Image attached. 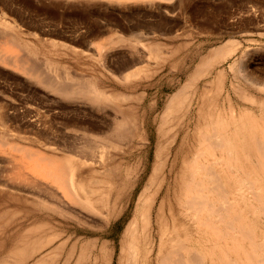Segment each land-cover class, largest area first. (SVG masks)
I'll use <instances>...</instances> for the list:
<instances>
[{
    "label": "bare ground",
    "instance_id": "bare-ground-1",
    "mask_svg": "<svg viewBox=\"0 0 264 264\" xmlns=\"http://www.w3.org/2000/svg\"><path fill=\"white\" fill-rule=\"evenodd\" d=\"M35 1L37 4L40 5L39 7L42 10L44 9L43 12L45 11L46 15L48 16L47 18H49L52 21L44 24L41 23L39 25L38 24L30 25L29 22H27L29 26H27L26 31L28 32L33 31V32H29L30 35L38 34L40 36L42 35V36L65 37L63 34L65 33L67 34L68 37V33L66 31L70 32L71 29L70 30L67 29L75 28L73 25L74 21L77 20L76 22L83 24V26L85 23V25L87 24L86 27H88V24H90V27L87 28L89 30L85 29L87 30L86 34L80 35L81 37L78 40L76 39L77 40L76 42L72 41V44H74V46H68L66 44H63V46L65 47L66 50H73L74 52H77L79 49L81 50L80 52H82L86 48L90 50V48L94 46L96 50L101 52L104 50L103 52H105L109 45H110L109 46L110 50L111 48L113 50V48L115 47L114 44L115 45L119 44L118 47L120 45L123 46L126 50L124 51L125 52L128 51L131 54L128 55L129 56L128 58H122V60H120L119 57L117 61L118 63H116L117 70L115 69L116 67L115 68L113 67V69L116 71L113 70L112 71L113 73L117 71L120 72V74H122V80L124 79L125 81H127L126 79H128L130 76L131 78L134 77L132 75H134V73L136 74L137 73L136 69L139 68V67L137 68V65L141 66L142 65L141 63L145 62V59H143L144 62L141 59V57L143 56L142 54H144L143 53L144 49H147L149 53L153 50L154 52L157 51V48L154 49V46H148L145 45L144 43H140V40L146 38L149 34L158 33V34L170 35L173 32H176L178 29L185 27L186 23L189 24L191 23L190 26H193V28L198 30L196 31L198 35L201 33H206L209 35H221L222 33L232 34V32L229 31V25L227 24V19L229 17H233L232 11L228 10L229 5L227 4L231 2L229 0H218L222 2L221 3L222 5H220L222 7L220 6L213 7L212 4L209 5L208 7L206 5L199 6L197 4L198 3L197 1L199 0H35ZM156 1L164 2V3L167 2V4L169 3L170 5L166 6L163 3L165 6L164 7L161 5L162 3L157 4ZM214 1L216 0H212L211 2ZM0 2L3 3L4 1L2 0ZM99 2L100 4L102 2H106V4L107 3L109 4V6L111 5L117 7V10L120 14V15L118 14L119 18H114L115 15L112 16L113 18L110 19L109 17L108 19L103 18L105 22L102 21L104 22L102 23L100 19L101 17H103L102 16L103 13L102 12L99 13L101 16L98 14L94 15L95 13H93L92 10L93 7L97 6ZM131 3H134L135 7L136 5H138L137 6L138 9L133 10L134 12L127 11V9L131 10L128 7L132 5ZM33 4H34L33 0L26 1V6L28 5L29 7L30 6L32 7ZM100 6L103 7V5ZM131 7L133 9L134 5H132ZM6 8L7 7H5V9ZM33 10L34 9H32V11ZM42 10L39 12H42ZM117 10H115L114 12H116ZM151 10L159 11V15L160 12H164L168 14L176 13L178 14V16L170 20L168 18L165 19L166 16L164 15V13H162L165 16L164 19H162L163 16L159 17V15H155L154 18L158 16L159 19L161 18L162 20H164L163 23L159 21V19H156L159 22L153 21L156 23H151L152 20H150V22H148L149 24L146 23L147 21L144 22L145 21L144 19H142V21L144 20L142 23H140V21L132 22V20H131L132 24L124 23L125 20L126 21L128 20V22L130 23V19L133 16H137L134 15L136 14V12L139 13L143 12L148 14ZM110 12L108 13L110 14ZM112 13L111 15H113ZM2 14L4 15V13ZM137 17H139V15ZM106 18H107V14H106ZM24 23L26 22L24 21ZM64 23L69 25L66 27L63 25ZM12 24L0 18V43H2V40L6 41L7 44H11V45L13 44L16 47L14 48L18 50L17 52L15 51L12 52L14 48L9 46L10 49L12 48V50L9 52L4 47L5 51L7 50L8 53H12V54L4 55L3 52H0L1 64H7L9 65V68L10 65H12L15 67L16 70L19 69L20 72H23L26 76H29L31 80L35 81L37 84L41 85L42 87L58 95V98L60 96L61 98L68 100V101L63 100L66 103V105L69 104L67 103L69 102V99L71 100L74 99L72 100V102H74L75 98L76 99L80 98L81 100L83 99L86 100V102L88 101L90 103L91 106L86 105V107H88L87 109H89V107L92 106L93 107L97 106L95 108H99V110L102 111L103 113L104 108L106 109V107L108 106L111 107L113 106L112 107L113 110L111 111L113 112L115 109L114 111L115 113L113 112L112 114L117 113L114 119H112L113 116L112 118L105 117L106 113H104L105 115L103 116L104 118H106L105 120L109 121V118H111L112 120L108 123V121L106 122L103 118V121L100 122L105 121L106 126L104 125V123L103 124L99 123L101 124V127L97 123V120L99 118L95 121L97 124L89 121L88 119H85L86 122L87 120L88 122H91V123L87 122L89 126V127L87 126L89 128V130L87 131L92 133L90 136L87 135L86 139L84 140L82 139L83 140L82 143L80 142L77 143L78 141L77 138L73 137L74 139L72 141L75 142H73L72 145L69 143L71 147L68 148V150L66 149V151H68L71 155L69 159L68 158L56 159V157L53 156L55 157L54 159L47 157L48 159H51L49 160V162L47 161L48 159L44 160L47 162V165L45 166H48L49 170L48 171L44 170L45 172L43 173L44 174L43 178L47 180V176H48V179L49 178L53 179L52 181L55 180V182L53 183H56L57 181L58 185L56 190L59 188L60 190L63 191V193L61 192L62 194L64 195L66 193L69 194V196H71V200L76 202V200L79 199V197L76 198L77 194H79L78 192L83 189V187L81 186L82 175L86 172V169L80 168L79 165L85 163L91 165L101 160L106 161L105 155L107 154H105L106 153L105 151H107V149L111 147H115L118 150V152L121 153L119 155H122V157L126 159L127 158L131 159L137 155L141 156L143 153L146 152V148L148 149V146H151L153 144L154 162L152 161L153 165L151 164L152 170H150L151 173L147 178V181L144 180V182L145 181L146 182L143 185L141 184L142 189L140 192H138L139 193L137 195L138 198L137 200H135L137 201V206L135 204L136 207H134L136 208L135 214L133 213L134 214L133 218L130 216L132 220H130V222H126L128 223L127 225L124 224L126 226L125 229H123V233L121 234L119 239L120 249H119V254L117 256V261H116L117 264H264V233L260 234L258 232L264 230V77H263L264 69H262L261 71L257 70L259 72L258 73L255 68H249L248 67L249 65H247L244 59L246 58L247 53L246 55L245 53H243L242 55H245V57L243 56L242 58H240V60H238V62L235 61L233 63L234 66L236 65L237 62L238 73L240 72L239 73L241 74L240 78L244 81V86L242 88V91L239 92L238 90H235L233 84H231V86L227 90L226 96L225 97L222 96L224 98V100L221 102L223 103L222 107L214 108V104L215 106H219L218 105L219 95H216L215 93L217 92V94H220V96L223 95V93L220 92V88H219L220 85L222 84L223 73L221 71L219 72L218 70L216 71L217 69L216 67L218 64L222 63V61H224L226 57L232 55L233 52L239 49V43L236 42L234 43L232 42V40H226L225 42H223V44H221V46L211 50L209 53H207L206 56L200 59L199 63L196 65L195 72L193 73V75H189L187 77L188 79L187 82L183 83V85L180 88H178L177 91L173 92L174 95L172 94V96L169 98L170 101L165 107L166 111L164 110V112L168 114L170 113L172 115V116L170 114H169L170 116L167 115L166 117L167 119L169 117H172V119L171 121L168 119L169 122L166 121L165 119V121L168 123L161 120L163 122L161 123L164 124L165 122V124L164 125L161 124V126L157 127L156 132L154 131L155 132L154 134H156L154 136L155 140L153 143H151L149 135L148 137H146L142 134L144 133V131L141 132L140 129L141 125L140 123H138L139 118L137 117L140 116L145 119L147 113H151V111L154 109L155 107L154 104L156 102L154 104L148 103V105L144 107L143 102L138 103L139 101L138 100L136 102L138 103V105L136 106L134 103L131 102L132 101L131 95L121 92L122 94H125L124 97L121 96L118 97L121 93L116 97L115 95H113L116 94L114 93V91L111 93L112 90H105L106 88L104 87H103L104 90H102L101 86L99 88L95 84L96 82H98V80L96 82L91 81L92 76L91 77L84 76L86 77V79H88L85 80L83 79L84 77L82 74L81 76L83 77L81 78L82 81H80V78L78 79L77 77H74L75 74L73 75V77L69 74L68 76L66 69H64L63 66L60 67L61 69L60 68L58 69L59 64H54L53 61L50 60H45V61L44 59L43 61L40 60L37 57L38 51L34 47L35 45L33 43L32 44L34 46L26 44L28 43V41L22 42L23 37L21 38V36L18 34V32L16 31V29L13 27ZM223 25H224V30H223L224 32H221L220 29L222 28ZM23 26H25V24ZM80 27L79 29H81ZM108 27H110V29L113 28L115 30L116 28H118V30L124 31L123 33H125V35L126 32L131 31V33L134 34V39L133 40L125 39L124 37L119 36V34H117L119 36L118 37L116 33H120V32H116L115 35L113 34L115 38L117 36L115 42L114 39H112L114 38L112 34H110L112 36L111 38L112 40L108 39L107 37V39L110 40V42L112 41L113 43L112 42L110 43L108 41L110 44L104 45L93 42L96 39L99 40V38L104 37L103 33H105L104 31H107L104 30V28L108 29ZM139 30L140 33H137ZM141 30H143V32ZM242 30L244 31V29ZM108 32H110L109 29ZM182 34L185 35V33ZM71 35L69 37L74 36ZM101 35L103 36L100 37ZM186 35H187L186 37L187 41L182 43L183 46H181L182 48L180 47V49L190 46L189 40L191 34L187 33ZM75 36L74 38H76ZM129 36H131V34ZM89 38L90 40L91 38L93 39L90 41ZM105 38L104 40L107 41V39ZM52 44L57 45V43H52ZM76 44L79 46H77ZM121 46L120 48H122ZM141 52L142 54H140ZM118 53H120V51ZM118 53H116V55ZM171 55L174 56V53H172ZM124 56H126V54ZM145 57L147 56L145 55ZM111 61L112 60H110V62ZM170 61L173 63L172 60ZM113 63L114 62H112V64ZM175 63L176 62H174L173 64ZM171 64L170 65L167 64V66H170L169 68H171L172 67ZM143 65L144 67H146L145 64ZM132 67H134V69L132 70H135L136 72L129 70L128 71L129 73L125 72L124 74V71L131 69ZM62 68L64 69V71L62 70ZM141 70H143V68H141ZM62 71L64 73H62ZM67 71L69 72V70ZM78 75L79 74H77L76 76ZM70 76L71 78H69ZM147 76L143 78H147ZM118 78L121 77H119L118 75ZM149 78H151V75ZM208 78L209 79L212 78V79H210V81L207 82L203 81ZM124 80L122 82H125ZM129 81L132 82L131 79ZM202 81L204 84L202 83ZM128 86H129L128 87L129 90V88L132 87L136 88L137 85L132 84L131 87L130 85ZM126 95L131 97L127 98ZM191 95L192 98L191 97L190 98L192 101L189 102V100H187L188 104L186 103V107H188L186 109L187 112L184 114L180 113L181 115L183 114L182 115L183 117L180 116L179 113L174 114L178 112L176 110L180 109L179 107L181 104L184 105L185 99L186 98L188 99V97ZM133 98L135 101L136 97ZM116 101H118L119 103L118 105H116L117 103ZM54 103L56 102L54 101ZM83 103L85 102L83 101ZM193 103L195 104L194 108H193L194 106ZM226 103L228 104L227 108H225ZM112 108H109V110ZM135 108L138 110L140 109V111L142 110V112L139 113L138 115L137 114L138 112L135 113L136 110ZM226 109H228L227 110L228 112H226ZM85 110L86 109H84V111ZM89 110L91 111V108ZM86 112H88V110ZM95 112L98 111H94V114H96ZM109 112L107 111V113ZM192 112L194 114V118L196 116V121L194 122L193 127L191 128L192 131L190 130L191 133H187L185 132L186 131L185 129L189 127V123L185 124L184 115L185 117H187L188 115L186 114H192ZM258 112H260L259 114L261 116V118L260 116L258 118L262 119V122H260V120L255 116L256 113ZM98 113L100 114V112ZM98 113L97 115H99ZM94 114L92 116L96 118V115ZM163 114H161V116ZM117 115H119L120 117H117ZM165 115L166 114L163 115L164 118ZM87 117L85 116V118ZM93 117H91L92 120L95 119V118L93 119ZM73 119H72L73 123L71 124L72 127L73 124L75 123ZM186 122H188L187 119ZM143 124H144V120H143ZM167 124L168 125L170 124L169 127ZM102 125H104L105 128H103ZM171 125L173 127H170ZM173 129L175 130L177 129V133H175L176 131ZM99 130H100V132H98L99 134L102 133L104 135L106 133L105 138L102 135L103 139H100V142L95 136H93V134H95ZM172 130L175 132L172 133ZM98 133L97 135H99ZM186 140L188 141V144L186 143ZM64 141L67 142V139ZM63 142L62 144L61 143L59 144L64 146L65 143L63 144ZM5 144H7V140L5 138V135L1 134L0 147L4 148ZM80 144L83 145L81 146ZM69 145L67 146L69 147ZM123 146L124 148H122ZM57 148L59 149L58 146ZM115 148L112 149L115 150ZM117 150L115 151L117 152ZM115 155L116 154H114V156ZM114 156L113 158H115ZM44 158L39 157V160ZM109 159L110 161L112 160V158L109 157L107 158V162ZM80 160H82L83 162L82 164L79 163ZM120 162L121 161H119L118 162L119 164H117L116 161L114 162L115 163L114 167L112 165L109 166L110 169L108 168L111 174L110 177L113 178V185H114L112 192L113 196L112 198L110 197L111 198L110 203L112 206L109 209L107 208L109 211H107V209L106 211H104L106 217L105 216L102 217L107 218V221L104 223L100 222L101 215H99L100 217L99 216L97 217L98 214H96L95 212L96 217L94 218V220L96 221L97 218L99 219L98 222L95 223L97 224V226L99 225L100 228L104 227L101 224H105V223L110 224V220H112L111 212L114 213V211L117 210L115 208L118 206L117 205L118 203L126 199H130L128 197H130V195L132 194L133 190L136 188L140 180L139 176L136 178L134 177L137 176V174L136 175L134 174V169H137L133 167L134 165L133 166L130 165L131 167L129 168L128 167L129 165L126 164H125L126 166L125 165L121 166ZM142 163L143 162H141V165ZM137 165H139V163ZM120 169L121 171H119ZM118 171L120 172V174L118 173ZM42 172L43 171H41L40 174L41 176L43 175ZM50 176H52L53 178H51ZM20 177H22V182L28 185V187L31 186L34 190L37 189L38 193L42 192L43 194H41V196L44 195L45 192H47L48 198L57 200V202L60 201V199L62 200L61 198L62 194L60 195L58 191L56 190L52 191L49 189L50 184L47 185V187L49 186L48 189L46 188V185H44L45 187L43 186V188H41L42 187L40 186L41 184L39 183L38 185L36 180L25 175L24 176L20 175ZM0 184L2 183L0 182ZM33 189H31V191ZM37 192L33 191L31 193L36 194ZM69 196L68 198H70ZM46 197L43 196V198L47 199ZM62 201L64 202V199ZM62 201L61 203L59 202L60 206L63 203ZM107 201L108 199H106V203L103 204L104 206L105 204L108 205ZM124 204H126V202ZM56 205L57 204H55V207ZM54 210H56V208H54ZM59 210H61V208ZM57 213H59V211ZM103 218H101V220ZM95 223H92L93 226ZM117 224H119V222ZM97 226L94 227L97 228ZM258 228L260 229L258 230ZM97 229H99V227ZM62 233L63 232H61L59 236H61ZM106 235L107 234H105V236ZM95 239L92 241H96ZM87 242L86 243L84 242L85 245H87ZM89 242L91 243V240ZM98 242L99 241L97 240L95 244H97L96 245L97 247H100L98 248L99 254H97L96 251H93L96 254V256L94 257L97 258V262L98 260L102 261V254L104 253L105 250L104 247L106 245L108 246V244H105L107 240L100 241V243L103 242L104 244V245L101 244V246L98 244ZM57 243L58 244L55 246L57 248H55L52 251L57 252L56 251L57 249L59 250L58 252L60 253V251H62V248H64L63 245H61L64 243V241L61 242L60 244L58 240ZM92 244L93 243H91V245ZM82 245L85 246L83 243ZM72 246L71 248L73 250L75 245L73 247ZM80 249L82 250L81 245H80ZM72 250L68 251V253H71ZM113 251L114 250L107 249V251H105L106 253L105 256L107 255L106 256L107 258L110 257L111 254H113ZM58 254L57 256H59ZM78 255L80 256V253ZM57 258L59 259V257ZM44 259L41 261L40 264H43V262L45 261ZM58 259L56 260L55 263H57ZM92 260L94 261L95 258ZM104 260H106V258ZM107 260H111V259L108 258ZM94 262H95L94 264L97 263L96 260ZM61 263L66 264L65 261ZM76 263L79 262L77 261L75 262V264Z\"/></svg>",
    "mask_w": 264,
    "mask_h": 264
},
{
    "label": "rangeland",
    "instance_id": "rangeland-1",
    "mask_svg": "<svg viewBox=\"0 0 264 264\" xmlns=\"http://www.w3.org/2000/svg\"><path fill=\"white\" fill-rule=\"evenodd\" d=\"M0 1H2V0H0ZM3 1H4L3 3L0 2V18L6 22L11 23V24L13 23L12 25L16 29L18 34L21 36V38L23 37L22 42L28 41V43H26V44H29L32 46L35 45L34 47L38 51L37 57L40 60L43 61V59H44V61L45 60L53 61L54 64H59L58 69L61 66H63V68L66 69L67 75L69 74L73 77V75L75 74L74 77H77L78 79L80 78V81H82L81 78H83L84 76H89V77L92 76L91 81L96 82L98 80V82H96L95 84L99 88L101 86L102 90H104L103 87L106 88L105 90H112L111 93L114 91V93H116V94H113V95H115L116 97L121 92L128 94V95H131L132 97L127 96V95L126 96H127V98L131 97V99H132L131 102L134 103L136 106L138 105V103H141V102H143L144 107L147 106L148 103L154 104L156 102L154 104L155 105L154 109L151 111V113H147L145 119L143 117H140V116L137 117V118H139L138 123H140V125H141V127H140L141 132L144 131V133H142V134L146 137H148V135H149L151 143L154 142V140H155L154 136L156 135L154 133L156 132L157 127L161 126V124L163 123L162 121H165V119H166V121L169 122V120L171 121V119H172V117H169L168 118L169 120L166 118L167 115H169L170 113L168 114V113L164 112V110L170 101L169 98L172 96V94L174 95L173 92L177 91L178 88H180L183 85V83L187 82V80H188L187 77L189 75H193V73L195 72L196 65L199 63L201 58L206 56L207 53H209L211 50L221 46V44H223V42H225L226 40H232V42H234V43L235 42L239 43V49H237L235 52H233L232 55H229L228 57H226V59H224V61H222V63L218 64L216 67L217 68L216 71L218 70L219 72L221 71L223 73L222 84L219 87L220 92H222L223 95L220 96V94H217V92L215 93L216 95H219V103H218L219 106H215V104H214V108L222 107L223 103H221V102L224 100L223 97L226 96L227 90L231 86V84H233V87L235 88V90H238L239 92L242 91V88L244 86V81L240 78V75H241V74H239L240 72L238 73L237 62L243 56L245 57L246 53H247V56L244 59H245V62L247 63V65H249L248 66L249 68H255L256 71L257 70L261 71L262 69H264V0H229L231 2H229L227 4V5H229L228 10L232 11L233 17H229L227 19V24L229 25V31H231L232 34L222 33L221 35H209L206 33H201L198 35L196 33V31H198V30L193 28V26H190L191 23L190 24L186 23L185 27L178 29L176 32H173L170 35L158 34V33L149 34L146 38L141 39L142 41L140 40V43H144L145 45H148V46H154V49L157 48V51L154 52V50H153L149 53V51L147 49H144L143 53L147 57H145V55L142 54V52L140 53L143 55V56L141 55L142 61H143V59H145V62L143 61L144 63H141L142 65L139 64L141 66L137 65V68L138 67L139 68L136 69L137 73L136 74L134 73V75H132L134 77L131 78V76H130L128 79H126L127 81H125L123 79L127 83L122 82L123 81L122 80V74H120V72L117 71V72L113 73V71L117 70V67H116L117 64L116 63H118L117 61H118L119 57H120V60H122V58H128L129 57L128 55L131 54L128 51L125 52L126 50L123 46L120 45L123 48V50H122V48H120V46L118 47L119 44L118 45L114 44V46L116 48L118 47L117 48L118 51L116 50L115 47L113 48V50H112V48L110 50L109 49L110 45L108 47L106 46L107 47L106 51L108 50L107 52L106 51L103 52L104 50L102 52L98 51L94 48L95 46L91 47L90 50H88L87 48L86 49L83 48L84 50L82 52H80L81 51L80 49L77 52H74L73 50H66L65 47L63 46V44H66L68 46H74V44H72V41L76 42L81 37L80 35L86 34L87 30H89L87 28L90 27V24H88V27H86L87 24L85 25V23H84V26H85V28H84L83 24L76 22L77 20L74 21L73 25L75 28L74 29L73 28L67 29V30L71 29L70 32L66 31L68 33V37H67V34L63 33L65 36V37L61 36L63 38H61L59 36H57V37L42 36V35L40 36L38 34L30 35L29 32H33V31H29V32L26 31L27 26H29V24L30 25H33V24L39 25L41 23L44 24V23H48V22L52 21L49 18H47L48 16L46 15L45 11L43 12L44 9L42 10L39 7L40 5L37 4L35 0H33L34 4L32 7L30 6L31 8L28 5L26 6L27 0H3ZM211 1L212 0H210V1L199 0V1H197L198 3L197 2L196 3L199 6L206 5L207 7L211 4L213 7L214 6L218 7V6L222 5L221 4L222 2H220L218 0H216L214 2H211ZM156 2H157V4L162 3L161 4L162 6H164V4L166 6L170 5L169 3L167 4V2L166 3L158 2V1H156ZM102 3L100 4V2H99L97 4V6L93 7V9H92L93 13H95L94 15H97V14L100 15L99 13H101V12L104 14V15L102 14L103 17H101L102 20L100 19L101 22L102 21L105 22V20H103V18L108 19V17H109V19H110V18H113L112 16H114V15H115L114 18H119L120 14L117 10V7H114L111 5H110L111 6L110 7L108 3L106 4V2H102ZM5 4H6V6H5ZM131 4L134 5L133 9L131 7L132 5L128 6V4H127V6L131 9V10L127 9V11L131 12L133 10L138 9V7H137L138 5H136V7H135L134 3H131ZM100 5H103V7ZM5 7H7V8L5 9ZM97 7H98V9H97ZM220 7H222V6H220ZM95 8H96V10H95ZM108 8L112 9V10H109ZM29 9H31V10H29ZM32 9H34L35 12H34V10L32 11ZM36 9L38 10V12ZM41 10H42V12H39ZM115 10H117V11L114 12ZM2 11H4V12H2ZM107 11L108 12L111 11L110 14ZM112 12H114V13H112ZM2 13H4V15ZM111 13L113 15H111ZM162 13H164V12H160V15H159V11H157V10H153V11L151 10L148 14L143 13V12H140V13L136 12V14H134V15H137V16L139 15V17L133 16L130 19V23L128 22V20L127 21L125 20L124 23L125 24H132V22H136V21H140V23H142L144 20H145L144 22L147 21L146 22L147 24H149L148 22H150V20H152L151 23H156L159 21H161L163 23L164 20H162V19H164L165 16H166L165 19L168 18L170 20L173 18H176L178 16V14H176V13H173V14L164 13L165 16ZM106 14H107V18H106ZM109 15H111V16H109ZM155 15H159V17H162V16L163 17H162V19L161 18L159 19L158 16L154 18ZM141 16H142V18H141ZM14 17H16V18H14ZM134 17H136V18H134ZM133 18L136 20H134ZM142 19H144V20L142 21ZM156 19H159V21H157ZM131 20H132V22H131ZM24 21L26 23H24ZM153 21H156V22H153ZM27 22H29V24H27ZM104 22H102V23H104ZM23 23L25 24V26H23L24 25ZM63 25L67 27L69 24L64 23ZM77 25H80L81 27L77 26ZM79 27L81 29L83 27L84 30L83 29L82 30L84 33L82 32L81 29H79ZM76 29H78L79 31ZM85 29H87V30H85ZM108 29L110 32H108ZM108 29L104 28V30H107V31H104L105 32V33H103L104 37H102L103 35L100 36L103 38V40H102V38H99V40L96 39L93 42L108 45L112 42V41L110 42V40H112V39H114V42H115V40L117 39V36H118L117 34H119V36L124 37L125 39H130V40L134 39V34L131 33V31H129L130 33L126 32V35H125V33H123L124 31H120V30H118V28H116V30H115L113 28L110 29V27H108ZM242 29H244V31ZM72 30H75V31H72ZM223 30H224V25L222 26L220 31L224 32ZM24 31H26V32H24ZM141 31L143 32V30H141ZM72 32L75 34H73ZM116 32H120V33H116ZM234 32H236V33H234ZM69 33H71L74 36L76 35L75 36L76 38H74V36H72ZM76 33H78L79 35ZM115 33L117 35L116 38L114 36ZM127 33H128V35H127ZM137 33H140V30ZM182 33H185V35H183ZM187 33L191 34L190 40H189L190 46L184 47L183 49H180V47L183 46L182 43L187 41V39H186ZM110 34H112V35L114 34L113 35L114 38H112V36ZM130 34H131V36H129ZM70 35L72 37H69ZM49 37H52V38H49ZM107 37L110 40H108ZM104 38L107 39V41L104 40ZM92 39L93 38H91V40ZM89 40H90V38H89ZM65 41H67V42H65ZM4 42L6 43V45ZM48 43H50V44H48ZM52 43H57V45H53ZM0 44H1L0 50H3L0 52H3L4 55L5 54L6 55L12 54V53H8L7 50L10 52L12 50V48L15 47L13 44H12L13 45L12 46L11 44H7V42L3 41V40H2V43H0ZM111 45H113V44H111ZM9 46H11L12 48L10 49ZM59 46H60V48H59ZM77 46H79V45H77ZM4 47L7 49L6 51H5ZM175 47H177V48H175ZM15 48L12 52L18 51ZM45 48H47V49H45ZM120 49L122 50V52L125 50L124 52H125L126 56H124L125 55L124 52L122 55V52ZM174 49H176V50H174ZM4 51L7 53H5ZM119 51H120V53H118ZM170 51H172V52H170ZM116 53H118V54L116 55ZM172 53H174V56L171 55ZM243 53H245V55H242ZM106 54H108V55H106ZM39 56L42 58H40ZM117 56H118V58H117ZM45 58H47V59H45ZM110 60H112V61L110 62ZM120 60H119V62H120ZM170 60H172L173 63L174 62H176V63L173 64ZM249 60H250V62H249ZM103 61H105V62H103ZM168 61L170 62V64L172 63L171 68H169L170 66H167V64L170 65ZM235 61H237L236 65L233 66V63ZM112 62H114V63L112 64ZM106 63H108V64H106ZM143 64H145L146 67H144ZM6 65L7 64H1V62H0V115H2V116H0V135L4 134L5 138L7 140V144H5L4 148L0 147V182L2 183V184H0V264H40L44 258H45L44 260L46 262L44 261L43 264L44 263L45 264L46 263L47 264H49V263L50 264H62L61 262H64V261L66 262V264H75V262H77V261L79 263H76V264H94L95 260L97 262V258L94 257V256H96V254L93 251H96V253L99 254L98 248H100V247L96 246L97 244H95L97 240L99 241L98 244L100 246H101V244H103V242L100 243V241H103V240L104 241L107 240V242L105 244H108V246L106 245L104 247L105 250H104V253L102 254V261L103 262L106 261V262L103 263L101 260L100 261L98 260L97 263L100 264V262H101V264H106L108 261H110V262H108L109 264H113V262H114V264H117L116 261H117V256L119 254V249H120V244H119L120 236L123 233V229H125V226L128 224L126 222H130V220H132L131 217L133 218V216L135 214L136 208H134V207L137 206V201H135V200H137V198H138V196H137L139 194L138 192L141 191L142 185L147 181V178L149 177V175L151 173L150 170H152L151 164L153 165V162H154L153 161L154 160L153 144L151 146H148V149L146 148V152L143 153L141 156L137 155L139 158L137 156H135L137 160L135 159V157H133L131 159H129V158L126 159V158L122 157V155H119L121 153L118 152V150L115 147L108 148L107 151H105L106 152L105 154H107V155H105L106 161L101 160V161H98L96 163L89 165V164H86L85 162H84L85 164H82L83 162H82V160H80L79 163L82 165H79V163H78V165L80 168L86 169V172L82 175V179H81V186L83 187V189L78 192L79 194H77L76 198L79 197V199H77L78 201L76 200V202H74L73 200H71V196H69V194H67V193L65 195L62 194L63 191L60 190L59 188L56 190L57 185H58L57 181H56V183H53V182H55V180L52 181L53 179H50V178L48 179L47 175H46L47 180H45V178H43L44 177L43 173L45 171L49 170L48 169L49 167L45 166V165H47V162L44 160H47L48 158L54 159L55 157H56V159L57 158H68L69 159V157H71V155L68 151H66V149L68 150V148L71 147L69 145V143L72 145L73 142H75V141H72L74 138H77V140H78L77 143H79V142L82 143L83 140L87 138V135L90 136L92 133V132L90 133L89 131H87V130H89V128H88L89 126L87 124L88 120L96 123L95 121L98 118L99 119L102 118L100 120L98 119L97 123L100 127H101V124H103V123L106 126L105 123L108 120H105L106 118H104V116H103V115H105L104 113H106L105 117H107V118L108 117L112 118V116H113L112 119H114V117H116L115 115L117 113L112 114L115 111V109L113 112L111 111V110H113V108H112L113 106L112 107L108 106V107H106V109L104 108L103 113H102V111L99 110V108H95L97 106H94V107L92 106V107H89V109L91 108V111H92L91 112L89 109H87L88 107H86V105L89 106L90 103L88 101L86 102V100L82 99L85 103H87V104H85V103H83V101L80 98H78V99L75 98L74 102H72V100H74V99H72V100L69 99V102H67L69 104L66 105V103L64 101H68V100L63 99L60 96L58 98V95L54 94L53 92L49 91L48 89L37 84L35 81L31 80L29 78V76H26L23 72H20V70L18 68L17 69L19 70V72H18V70L15 69L14 66L10 65V68H9V65H7V66ZM113 65H115V66H113ZM113 67L114 68L116 67L115 68L116 70H114ZM63 68H62V70L64 71ZM141 68H143V70H141ZM132 69H134V67L124 71V74H125V72H128L129 70L135 71ZM67 70H69L70 73ZM63 71H62V73H64ZM110 71H112V72H110ZM131 71H130V73H131ZM80 73H81V75H80ZM145 73L146 74L148 73L149 75L147 74L148 75L147 76ZM77 74H79V75L76 76ZM82 74H83V77H81ZM118 75L121 78H118ZM150 75H151V78H149ZM71 76L69 78H71ZM146 76L148 79L143 78ZM93 77L96 79H94ZM83 79L88 80V79H86V77H84ZM92 79H94V80H92ZM130 79L132 80V82L129 81ZM210 79H212V78H210ZM210 79L208 78V79L203 80V81L207 82V81H210ZM203 81H202V83H203ZM128 82H130V83H128ZM134 82H136V83H134ZM132 84L137 85L136 88L132 87V88H129V90H128V87H129L128 85H130V87H131ZM124 87L125 88L127 87V88L125 89ZM52 93H53V95H52ZM122 93L118 97H120V96L124 97L125 94H122ZM112 97H114V96H112ZM133 97H136L135 101H134ZM190 97L192 98V95L189 96L188 99L187 98L185 99L184 105H182V104L180 105L179 110L181 112L179 110H176L178 112L174 113V114L179 113V115L182 116L184 113L187 112L186 109L188 107H186V103H187V100H189V102L192 101ZM220 98H222V99H220ZM131 99H129V100H131ZM79 100H81V101H79ZM54 101L56 103H54ZM137 101H138V103H136ZM116 102H115L116 105H118L119 104L118 101H116ZM122 102H124V101H122ZM61 103H62V105H61ZM193 105H194L193 106V108H194L195 104L193 103ZM227 106H228V104L226 103L225 108H227ZM109 108H112V109L109 110ZM84 109H86V110L84 111ZM87 110H88V112H86ZM93 110L100 112V114L103 117L98 112H95L96 114H94ZM227 110L228 109H226V112H228ZM107 111L108 112L110 111L111 114H110V112L107 113ZM136 112H138L137 114L139 115V113H141L142 110L140 111V109L139 110L136 109L135 113ZM163 112H164V114H166L165 118L163 116L164 115ZM97 113L99 115H97ZM180 113H183V114L181 115ZM259 113L260 112L256 113V115H255L256 118H258L260 116ZM93 114L96 115V118L92 116ZM161 114H163V115L161 116ZM119 115H117V117H120ZM179 115H178V117H179ZM186 115H188L187 116L188 118L185 117V115H184V120H185L184 122H185V124L189 123V127L187 129H185L186 131L185 130L184 131L187 133H191V131H192L191 128L193 127V124L196 121V116L194 118L193 112H192V114H186ZM85 116L86 117L88 116V117L85 118ZM91 117H93V119L94 118L95 119L92 120ZM161 117L164 119H162ZM75 118H76V120H75ZM103 118L106 122L105 121L100 122V121H103ZM111 118H109L108 123L112 120ZM191 118H192V120H191ZM260 118H261V116H260ZM72 119L75 122L74 123L75 125L73 124V127L71 126V124L73 123ZM85 119H88L87 122ZM186 119L188 122H186ZM70 120H71V122H70ZM143 120H144V124H143ZM152 120H154V121H152ZM259 120H260V122H262V119H259ZM91 122H88V123H91ZM152 122H154V123H152ZM165 122H164V124H165ZM168 122H166V123H168ZM99 123H101V124H99ZM164 124H162V125H164ZM104 125H102L103 128H105ZM169 125H168V127H169ZM172 125L170 127L174 126V125L173 126ZM173 130H175V129H173ZM173 130H172V133H174L175 131H176L175 133H177V129L175 131H173ZM98 132H100V130L97 131L95 134H93V136H95L98 139V141L100 142V139H103V137H102L103 134L102 133L99 134ZM97 133L99 135H97ZM105 134L103 135L104 138H105ZM63 139L64 140L67 139V142H65ZM59 140L62 142L64 141L63 144L65 143L66 145L65 144H64V146L61 145L62 142H60ZM59 143H61V144H59ZM186 143L188 144L187 140H186ZM58 144L61 146H59ZM67 145H69V147ZM80 145L82 146L83 144H80ZM57 146L59 147V149L57 148ZM78 146H79V144H78ZM63 147L64 148L67 147V148L64 149ZM62 148L64 149V151ZM112 148H115V150H117V152ZM122 148H124V146ZM114 154H116V155L114 156ZM53 156H55V157H53ZM113 156L115 158H113ZM39 157H43V158L46 157V158L39 160ZM109 157L112 158V160L110 161V159H109L107 162V158H109ZM141 157H142V159H141ZM51 159H48L47 161L49 162V160H51ZM147 160H148V163H147ZM116 161H117V164H119L118 162L121 161L120 162L121 166H124L125 164L129 165L128 166L129 168L134 165L133 167L137 168V169L132 168V169H134V174L135 175L137 174V176H134V177L136 178L139 176L140 180H139L138 185L136 186V188L133 190L132 194L130 195V197H128L130 199H126V200L118 203L117 204L118 206L115 208L117 210H115L114 213L111 212L112 213L111 214L112 220H110V224H108V223L107 224L106 223L101 224L104 226L103 227L104 229H103L102 227L100 228L99 225L97 226V224L95 223V222H98L99 219L97 218L95 221L94 218L96 217L95 215L98 214L97 217L99 215H101V217L99 216L101 223H104L107 221V218H103L104 216L106 217V214H104V211H106L107 208L109 209L112 206L110 202H111V198L113 196L112 192H113V186H114L113 185V178L110 177L111 174H110L108 168L110 169L109 166H112V165L114 167V165H115L114 162H116ZM141 162H143L142 165H141ZM138 163H139V165H137ZM136 165H137V167H136ZM41 171H43L42 176L40 175ZM119 171H121V169ZM119 171H118V173L120 174ZM138 173H139V175H138ZM20 175H23V176L25 175V176H28V177L36 180L38 185H39V183L41 184L40 185V186H42L41 188H43L44 185H46L47 189L49 186L51 188L53 187L52 189L49 187V189L52 191H55V190L58 191L60 195L62 194L61 198H62V200L64 199V202L61 199H60V201L57 202V200H54L52 198H48L47 192H45V194L41 196V194H43L41 192L42 190L40 191L41 193H38L37 189L34 190L31 186L28 187V185H26L22 182V177H20ZM50 177L53 178L52 176H50ZM144 180H146V181L144 182ZM6 181H7V184H6ZM50 181H52V182H50ZM47 185H49V186L47 187ZM79 186H80V184H79ZM31 189H33V190L31 191ZM138 189H139V191H138ZM33 191L34 192L36 191L38 193V195H37V193L36 194L31 193ZM39 195H40V197H39ZM43 196L46 197L48 200L43 198ZM68 196L70 198H68ZM135 196H137V197H135ZM106 199H108L107 202H108V205H110V206H108L107 204H105V206L103 205L104 203H106ZM61 201L63 202L62 203L63 206H62V204H61V206L59 204V202L61 203ZM125 202H126V204H124ZM54 203L57 204L56 207H55ZM72 203H74V204H72ZM100 203H101V205H100ZM58 204H59V206H58ZM135 204H136V206H135ZM87 205L89 208L87 207ZM54 208H56V210H54ZM60 208H61V210H59ZM63 208H65V209H63ZM96 209L98 212L96 211ZM108 209H107V211H109ZM101 210H103V211H101ZM55 211H57V212L59 211V213H57ZM119 211H120V213H119ZM60 212H63V213H60ZM95 212H96V214H95ZM61 214H63V215H61ZM114 214H115L116 218H115ZM113 216H114V218H113ZM101 218H103L104 220L106 219V220L105 221L103 219L101 220ZM114 222H115V224H114ZM118 222H119V224H117ZM92 223H95L94 226L95 227L97 226V228L99 227V229L95 228ZM124 224H126V225H124ZM259 229L260 228H258V230ZM59 231H60V233L63 232L61 234L62 237L59 236L60 235ZM114 232H116V233H114ZM258 232L260 234H263L264 230L258 231ZM103 234H104V236H103ZM105 234H107V235L105 236ZM56 236H57V238H56ZM94 239L96 241H92ZM58 240H59L60 244L63 241L65 243V244L64 243L61 244V245H63L64 248H62V246H61L62 251H60V253L58 252L59 250H57V249H56L57 252L52 251L55 248H57L55 246L58 244L57 243ZM90 240H91V243H93L92 245L89 242ZM84 242L85 243L87 242V245H85ZM82 243L85 246H83ZM72 245L73 246L75 245L73 250L71 248ZM80 245H81L82 250L80 249ZM93 245H94V248H93ZM82 246L84 247V249ZM52 247H53V249H52ZM61 248H60V250H61ZM107 249L114 250L113 251L114 255L111 254V256L108 257L111 260H107L108 259L106 257L107 255L105 256V254H106L105 251H107ZM70 250L73 251V252L71 251V253H73V254L68 253V251H70ZM54 252L57 254L59 253L58 254L59 256H57V254H55ZM79 253H80V256L78 255ZM83 253H84V256H83ZM81 254H82V256H81ZM56 256L59 257V259ZM67 256H68V258H67ZM55 257H56V259H55ZM64 257H66V258H64ZM97 257H98V255H97ZM94 258H95V260L93 261L92 259H94ZM103 258L104 259L106 258V260H104ZM47 259H48V262H47ZM57 259L59 262L57 261V263H55Z\"/></svg>",
    "mask_w": 264,
    "mask_h": 264
}]
</instances>
